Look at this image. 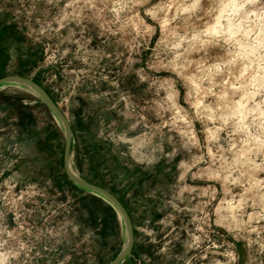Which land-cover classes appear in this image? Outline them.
Returning a JSON list of instances; mask_svg holds the SVG:
<instances>
[{"label":"rangeland","instance_id":"rangeland-1","mask_svg":"<svg viewBox=\"0 0 264 264\" xmlns=\"http://www.w3.org/2000/svg\"><path fill=\"white\" fill-rule=\"evenodd\" d=\"M6 75L44 88L73 170L101 157L163 264H264V0H0ZM31 98L0 95V264H106L123 224Z\"/></svg>","mask_w":264,"mask_h":264},{"label":"water","instance_id":"water-1","mask_svg":"<svg viewBox=\"0 0 264 264\" xmlns=\"http://www.w3.org/2000/svg\"><path fill=\"white\" fill-rule=\"evenodd\" d=\"M5 83H19L31 89L38 96V98L46 105V107L50 110L53 116L59 121L64 136L62 165L66 177L75 185H78L80 187L89 190L90 192L94 193L95 195H98L104 201L109 203L113 207L119 220L123 224L126 235L125 246L107 264H121L122 262L124 264H133V260L130 253L134 242V232L130 217L124 206L121 204V202L117 199V197L114 194H112L110 191L96 184H93L85 180L73 170L70 161L72 131H71L70 123L66 118V116L63 114V112L60 110L57 104L52 100V98L48 95V93L44 90V88L35 81H33L32 79L20 75H6L0 77V85Z\"/></svg>","mask_w":264,"mask_h":264},{"label":"crops","instance_id":"crops-1","mask_svg":"<svg viewBox=\"0 0 264 264\" xmlns=\"http://www.w3.org/2000/svg\"><path fill=\"white\" fill-rule=\"evenodd\" d=\"M20 89L23 91H26L33 97H36L35 99L31 98L30 99L31 102L37 101V99L38 101H41L31 89L19 83L1 84L0 85V95L1 94L2 95L3 94L16 95L17 91H19ZM26 101L27 99H21L22 104H26L27 103ZM118 221H119L118 222L119 225H122L120 224L121 223L120 220ZM119 235L123 236L121 230L119 231ZM125 243H126V235L124 233L122 245L118 248V250L114 253V255L112 256L110 260H112L123 249V247L125 246ZM165 253H166V247L162 245H160L159 247L154 246V244L152 243L146 245L139 240V238L137 237V233L134 231V242H133V247L130 253L132 260H133V264H163V260H165V256H166Z\"/></svg>","mask_w":264,"mask_h":264},{"label":"trees","instance_id":"trees-1","mask_svg":"<svg viewBox=\"0 0 264 264\" xmlns=\"http://www.w3.org/2000/svg\"><path fill=\"white\" fill-rule=\"evenodd\" d=\"M20 108L24 114V116L21 118H18V130H20V132H27L28 129L31 127V118L30 116L27 115V112L30 110V106H28L27 104H20ZM71 148H72V142H71ZM71 151V149H70ZM88 154V153H86ZM63 155V154H62ZM101 157L93 150L91 149L90 154L88 155V170H86V174H82L80 175L82 178H84L85 180L96 184L106 190H109L111 193H113L106 185L104 182H102L101 180H97L96 176L98 175L97 172L99 171V167L101 165ZM75 163L77 168L81 171L82 167L81 164L79 162H77V158H75ZM63 168V165H62ZM63 175L65 176L66 179H68L65 175V173L63 172ZM70 181V180H68ZM71 182V181H70ZM72 183V182H71ZM87 190V189H86ZM89 191V190H87ZM99 199V198H98ZM119 200V199H118Z\"/></svg>","mask_w":264,"mask_h":264}]
</instances>
